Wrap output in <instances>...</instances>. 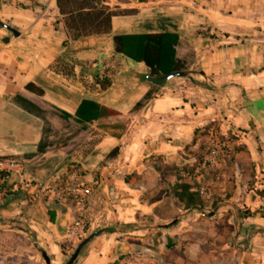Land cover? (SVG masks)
Instances as JSON below:
<instances>
[{
    "label": "crops",
    "instance_id": "0c3cea01",
    "mask_svg": "<svg viewBox=\"0 0 264 264\" xmlns=\"http://www.w3.org/2000/svg\"><path fill=\"white\" fill-rule=\"evenodd\" d=\"M107 4L118 11L110 31L71 40L56 0H0V160L20 165L8 177L13 185L2 187L7 176L0 175V218L20 226L0 224V264H45L39 247L62 263L60 243L74 224L117 230L92 239L73 264H155L148 247L120 250L134 244L120 236L155 226L176 249H186L157 260L194 264V221L222 223L229 264H264V0ZM164 33L176 37L170 65L201 74L164 85L139 82L131 72L150 68L115 50V36ZM101 107L118 114L102 118ZM106 123L125 128L113 135L102 128ZM209 128L238 135L246 149L229 205L212 219L194 216V205L167 183L191 190L189 179L154 167L157 159L176 166L191 161L184 152L194 149L196 131ZM61 181L80 198H58Z\"/></svg>",
    "mask_w": 264,
    "mask_h": 264
},
{
    "label": "rangeland",
    "instance_id": "374dc122",
    "mask_svg": "<svg viewBox=\"0 0 264 264\" xmlns=\"http://www.w3.org/2000/svg\"><path fill=\"white\" fill-rule=\"evenodd\" d=\"M126 1L128 2L130 0H104V3L106 6L110 7L107 2L111 3L114 6L116 5V2ZM238 140V135L234 133L222 134L216 128H209L208 130L205 129L203 131L198 130L196 131L194 149L186 150L183 154L185 160H189L191 157H193L191 161H186L183 165L176 166L174 164L164 163L162 159H157L154 167L166 176L175 175L182 180L185 178L188 180L190 174L193 171V168L195 172V169L198 166H201L204 162H206L204 169V178L202 180V183L200 184L204 188L206 194L201 195L199 192L194 191L196 193V199L200 202V206L194 208L196 209L194 210V216L200 218L203 217L206 219L210 217L212 219L214 217V214L210 215L209 212H215L223 205H229L227 202L229 198V190H231L232 192V189H234V187L237 186L238 183V168L243 167V165L239 164L238 162L242 158H244V156H246L245 144L240 143ZM215 142H226L227 147L223 149V151L219 150V154L213 156L211 149L215 148L213 147V144ZM209 156L211 157L213 163H209L208 161H206V158H208ZM15 162L18 163L17 161ZM235 163H237L238 165H236ZM232 167L234 170H232ZM247 169H249V175L253 176V174H251V169H253L252 166L249 165ZM0 173L2 172L0 171ZM10 173L17 172H5L6 175ZM8 181L11 183V185L15 183V179H12L11 181L10 178H8ZM8 181L7 185L9 184ZM254 181L255 179L253 178L249 182L251 183V185H253ZM61 182L57 186L59 192L56 196H58V198L59 195L62 197L72 196L74 199L80 198L79 196H74L73 192L67 191L65 182ZM189 182L190 185H192V181L190 179ZM167 183L169 185V188L173 189H176V186L179 184L177 181H168ZM196 186L197 183L194 180V188ZM4 189V191H7L8 187ZM6 193L10 194L11 192L7 191ZM44 198L47 201L51 200L49 194H45ZM221 210H223V208H221ZM16 221L19 226L18 220ZM10 225L14 224L9 223L8 220L5 226L7 229H10ZM94 230H89L87 226H79L71 238L66 236V239L60 243L62 252L67 256L66 260L71 256L78 242ZM134 230L137 231L139 230V228H134ZM225 236V230L222 226V223L208 225L207 223H198L197 221H194V264H229L228 253L224 249ZM139 237L143 238V241L140 240ZM120 238H125V240H127L128 242L134 243L136 246L132 244V250H134L137 245H142L144 247L152 249L154 252V258L156 260L155 264L164 263L162 262V260H157L163 259L156 258L158 255L161 257H165L174 253L183 254L186 250L183 246H181L179 249H176L174 246L175 242H172V240L168 241L162 232V227L157 226L152 227V230H146L144 235H141L139 233H128L127 235L120 236ZM83 248L81 249V251L83 250ZM167 248H170V251H167ZM67 250L69 252H66ZM38 254L41 256L39 249ZM66 260H64L60 264H63Z\"/></svg>",
    "mask_w": 264,
    "mask_h": 264
},
{
    "label": "trees",
    "instance_id": "16d2710c",
    "mask_svg": "<svg viewBox=\"0 0 264 264\" xmlns=\"http://www.w3.org/2000/svg\"><path fill=\"white\" fill-rule=\"evenodd\" d=\"M146 1V0H138ZM56 5L60 14L63 15V21L71 40L78 38L106 34L111 28V18L118 11L110 9L104 4V0H56ZM115 50L127 57L137 61L143 62L150 68V74L158 75L159 73H166L173 69L183 68L176 64V67L171 64L175 63L174 48L176 37L173 34H143V35H123L114 37ZM168 63L167 65H165ZM104 88L109 86V81L104 79L102 81ZM31 88V86H28ZM91 106L100 109V105L91 101ZM105 115L101 116L106 118L109 116L117 115L118 112L114 110L101 107ZM100 118V117H99ZM98 119L97 117L90 118L89 121ZM105 131L113 135H118L123 131L125 125L123 123H106L102 126ZM1 176L6 175L5 172L0 173ZM7 181L10 174H7ZM2 182V187L4 184ZM176 195L179 199H185L188 205L199 207L200 202L196 199V193L192 192L188 185L178 184ZM13 194V193H11ZM15 194V193H14ZM242 216H250L252 213L249 210L240 211ZM49 219L53 223L55 221L54 212L48 211ZM7 221L0 218V224H5ZM9 223L20 227L16 219L9 220ZM33 234L30 230H26Z\"/></svg>",
    "mask_w": 264,
    "mask_h": 264
},
{
    "label": "water",
    "instance_id": "95a60500",
    "mask_svg": "<svg viewBox=\"0 0 264 264\" xmlns=\"http://www.w3.org/2000/svg\"><path fill=\"white\" fill-rule=\"evenodd\" d=\"M5 26L1 21H0V27ZM12 31V33L14 35H18V32L15 29H10ZM3 42H8V38H4ZM133 74V76L139 81V82H143V81H150L154 84L157 85H164L168 80H170L173 77H184V76H188L191 74H201L200 72H198L197 70L194 69H187V70H173L170 72H166V73H162L159 75H152L150 73L147 72H141V71H132L131 72ZM107 91V90H105ZM104 91V92H105ZM16 176V174H13V178ZM12 181V180H11ZM210 215L214 214V211L209 212ZM7 223H5L4 225H6ZM11 228H15L14 225H10ZM117 230V227L115 226H106V227H102L99 229H96L92 232H90L86 237H84L83 239H81L75 250L73 251V253L71 254V256L63 263V264H73L75 263L77 257L79 256V253L81 251V249L87 244L89 243L92 239H94L95 237L104 234V233H108V232H114ZM131 244H124L121 245L120 250L122 252L125 251H129L131 250ZM39 252L45 262V264H52L50 257L48 256V254L46 253L45 250H43L42 248H39Z\"/></svg>",
    "mask_w": 264,
    "mask_h": 264
},
{
    "label": "built area",
    "instance_id": "2783aa9c",
    "mask_svg": "<svg viewBox=\"0 0 264 264\" xmlns=\"http://www.w3.org/2000/svg\"><path fill=\"white\" fill-rule=\"evenodd\" d=\"M25 1H31V0H25ZM213 147L211 149L212 155L216 156L217 154H219V150L225 149L227 147L226 142H215L213 144ZM219 148V149H217ZM206 161H208L209 163H213V161L211 160V157L209 156L208 158H206ZM205 163L204 162L201 166H198L195 169L194 172V168L192 173L189 176V179L192 181V185H191V190L194 192H199L201 195H205L206 192L204 190V188L200 185L202 183V180L204 178V169H205ZM0 171L1 172H10V171H16L19 172L20 171V165L18 163H16L14 160H6V159H2L0 160ZM77 178H79V175L73 174V176H71L69 178L70 181H75L77 180ZM194 180L197 183V186L194 188ZM81 188V186H79ZM78 228V224H74L71 228H69L67 230V234L66 236L71 238L73 236V234L75 233L76 229Z\"/></svg>",
    "mask_w": 264,
    "mask_h": 264
}]
</instances>
